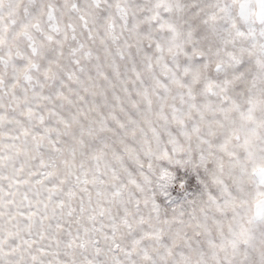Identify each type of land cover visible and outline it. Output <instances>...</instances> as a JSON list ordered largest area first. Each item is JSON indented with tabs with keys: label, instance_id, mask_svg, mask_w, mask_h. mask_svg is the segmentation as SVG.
<instances>
[{
	"label": "snow or ice",
	"instance_id": "6c2138e0",
	"mask_svg": "<svg viewBox=\"0 0 264 264\" xmlns=\"http://www.w3.org/2000/svg\"><path fill=\"white\" fill-rule=\"evenodd\" d=\"M0 264H264V0H0Z\"/></svg>",
	"mask_w": 264,
	"mask_h": 264
}]
</instances>
